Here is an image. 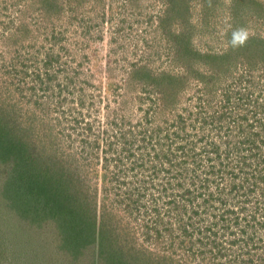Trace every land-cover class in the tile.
<instances>
[{
    "label": "rangeland",
    "instance_id": "obj_1",
    "mask_svg": "<svg viewBox=\"0 0 264 264\" xmlns=\"http://www.w3.org/2000/svg\"><path fill=\"white\" fill-rule=\"evenodd\" d=\"M3 118L82 198L0 160V264H264V0H0Z\"/></svg>",
    "mask_w": 264,
    "mask_h": 264
},
{
    "label": "trees",
    "instance_id": "obj_2",
    "mask_svg": "<svg viewBox=\"0 0 264 264\" xmlns=\"http://www.w3.org/2000/svg\"><path fill=\"white\" fill-rule=\"evenodd\" d=\"M9 121L6 122L5 118L0 120V160L5 166L9 163L11 165H17L19 167L18 173L22 180L25 182V193L23 192V196L26 195V200L23 205H26L27 200L30 197V193H43L44 191L40 190V188L48 187L51 191V195H49L50 191L47 194H41L39 197L38 205L40 210L38 213L41 215L40 219L44 220V218L49 215L50 217H55L59 222H63L59 226V234L63 235L66 231V225L64 222H68L71 220L70 217H73L72 220H75L77 216H80L81 211L79 212V207L77 206V197L81 200L82 192L74 186V184H69L66 191H59V188H53V177L57 173L52 170L51 164L48 162V159H44L40 161V159L36 158L38 155L35 154V150L33 148H29L26 144L23 145L21 142L19 143L14 129L9 125ZM55 161V160H54ZM56 162V161H55ZM30 167V170H28ZM11 168V167H10ZM13 168V167H12ZM59 173V172H58ZM58 175V174H57ZM28 180H26L25 178ZM24 178V180H23ZM33 178V179H32ZM50 180L49 183L45 180ZM57 179V178H56ZM33 186H30L31 182ZM51 186H50V185ZM9 182H5L4 186L11 189V186H8ZM20 185V184H16ZM54 189V190H53ZM72 190V191H70ZM42 191V192H41ZM84 198V196H83ZM78 199V201H79ZM87 201V199H86ZM63 203V206L61 205ZM28 213L32 214V204H28L27 206ZM63 214H66L63 218ZM70 216V217H69ZM69 217V219H68ZM71 220V221H72ZM71 225L70 223H68ZM67 225V226H69ZM131 259L127 260V264H135L137 258L134 253L131 252ZM149 264H154L153 262Z\"/></svg>",
    "mask_w": 264,
    "mask_h": 264
},
{
    "label": "clouds",
    "instance_id": "obj_3",
    "mask_svg": "<svg viewBox=\"0 0 264 264\" xmlns=\"http://www.w3.org/2000/svg\"><path fill=\"white\" fill-rule=\"evenodd\" d=\"M250 39V32L245 27H239L232 31L229 44L232 49L244 47Z\"/></svg>",
    "mask_w": 264,
    "mask_h": 264
},
{
    "label": "crops",
    "instance_id": "obj_4",
    "mask_svg": "<svg viewBox=\"0 0 264 264\" xmlns=\"http://www.w3.org/2000/svg\"><path fill=\"white\" fill-rule=\"evenodd\" d=\"M66 220H67V218H66ZM66 246H67V245H66ZM68 248H70V247H68ZM54 250H56V249H54ZM93 257H94V256H93ZM95 260H96V258H95ZM48 261H49V260H48V258H47V259L42 260L41 262H42V264H43V263H46V264H47ZM61 261H64V260L61 259ZM94 264H96V261H95Z\"/></svg>",
    "mask_w": 264,
    "mask_h": 264
}]
</instances>
